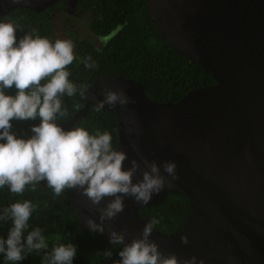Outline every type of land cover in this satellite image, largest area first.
<instances>
[{
    "label": "water",
    "instance_id": "water-1",
    "mask_svg": "<svg viewBox=\"0 0 264 264\" xmlns=\"http://www.w3.org/2000/svg\"><path fill=\"white\" fill-rule=\"evenodd\" d=\"M59 1L70 9L79 2L0 0V16L19 7L41 11ZM147 6L156 30L216 82L176 102L151 99L133 78L105 74L92 83L84 108L62 126L72 128L107 89H124L136 103L102 110L118 114L116 149L127 153L125 167L136 160L139 180L144 160L174 161L179 177H167L148 204L126 196L124 211L95 234L109 238L110 231L126 232L128 243L150 221L140 208L179 193L190 207L183 228L171 233L154 228L150 237L162 253L176 254L181 262L195 256L198 264H264V0H147ZM72 202L80 225L92 232L85 217L99 222L98 209L76 189ZM184 235L188 244L181 243Z\"/></svg>",
    "mask_w": 264,
    "mask_h": 264
},
{
    "label": "clouds",
    "instance_id": "clouds-1",
    "mask_svg": "<svg viewBox=\"0 0 264 264\" xmlns=\"http://www.w3.org/2000/svg\"><path fill=\"white\" fill-rule=\"evenodd\" d=\"M18 29L11 19L0 20V188L8 187L11 193L22 195L29 186L35 191L37 184L46 182L56 196L66 189L79 190L99 211V222L85 217L87 227L94 233H104L105 222L124 211L126 196L148 204L154 194L164 189L167 177L178 179L176 164L144 160L142 178L135 180L141 173L140 164L133 159L130 167H125L127 153L113 147L111 132L93 133L85 127L65 129L59 122L67 115L62 97H72L77 92L83 96L87 91V86L70 80L68 69L77 59L75 44L71 39L52 41L32 33L18 40ZM81 62L87 69L97 67L91 56L81 58ZM13 88L14 95L6 91ZM129 103L136 101L124 89H107L96 111L106 105L125 107ZM37 119L39 123L32 126L30 137L13 131V121ZM35 208L30 199L18 200L0 214V220L12 221L7 238H0V254L6 261L16 264L26 253L48 248L42 229L28 231ZM158 222L156 218L150 220L141 236L128 243L126 232L110 231L109 243L123 245L113 264H198L195 256L181 262L176 254L161 252L157 242L150 239ZM60 239L57 235L56 240ZM180 240L183 244L189 242L186 235ZM76 255L74 243H58L43 256L42 264H73ZM103 255L110 259L113 253L105 250Z\"/></svg>",
    "mask_w": 264,
    "mask_h": 264
},
{
    "label": "trees",
    "instance_id": "trees-1",
    "mask_svg": "<svg viewBox=\"0 0 264 264\" xmlns=\"http://www.w3.org/2000/svg\"><path fill=\"white\" fill-rule=\"evenodd\" d=\"M80 3L96 7L99 16L93 22V30L97 35H107L108 39L101 49H97V53L94 51L96 49L91 47L90 56L97 67L85 68L90 71L89 78H85L83 82L79 80L78 62H73L69 67L68 70L71 69L72 72L70 80L78 86H87L88 91L97 75L113 74L143 83L147 95L155 101L176 102L190 90L216 82L197 62L178 52L156 30L147 0H80ZM26 11H30L32 15L29 16ZM7 18L18 25V40L26 33L51 39V28L44 14L19 7L13 9ZM26 19L31 26L24 24ZM0 20H3L1 16ZM6 91L15 94L14 88ZM87 91L83 96L77 92L75 96L62 97L67 115L60 118L61 125L84 108ZM96 106L97 104H90L88 114L79 117L73 127H85L93 133L96 130H107L111 132L113 147L116 148L119 143L118 114L113 109L97 112ZM38 123L39 119L13 121V131L27 138L33 134L32 126ZM72 193L73 189H66L62 195L56 196L52 189L47 187L46 182L37 184L35 191L29 186L22 195L11 193L8 187L0 188V214L12 203L30 199L36 208L30 217L28 231L39 227L48 239L47 249L26 253L25 258L16 264H42L43 256L50 254L58 243H74L77 246L73 264H113V261L119 259L118 252L123 245H112L109 238H101L80 225L75 214ZM189 212L188 197L179 193H169L164 202L139 209L141 216L149 220L156 218L159 222L154 228L165 233L181 230ZM11 227V219L0 220V238L6 239ZM57 235L61 237L59 241L56 240ZM26 236L27 232L25 239ZM105 250L112 251L110 259L103 255ZM0 264L13 262L6 261L4 255L0 254Z\"/></svg>",
    "mask_w": 264,
    "mask_h": 264
},
{
    "label": "flooded vegetation",
    "instance_id": "flooded-vegetation-1",
    "mask_svg": "<svg viewBox=\"0 0 264 264\" xmlns=\"http://www.w3.org/2000/svg\"><path fill=\"white\" fill-rule=\"evenodd\" d=\"M35 12L38 14H44L45 19L49 23L52 32L50 40L54 41L57 38H67L74 42L75 54L77 56V59L74 60V62L79 63V80L83 82L85 78H89L90 71L86 70L85 66L83 67L81 58L90 56L92 50L91 47H94L96 49L94 51L97 53V49H101L108 39L107 35H97L93 30V22L99 16L96 7H89L85 3H80L79 0L76 7L70 9L66 6L65 2L59 1L48 6L44 10ZM26 13L29 16L32 15L30 11H26ZM24 24L31 26L28 19L24 20ZM83 73L84 76H82ZM101 75H97L96 79Z\"/></svg>",
    "mask_w": 264,
    "mask_h": 264
}]
</instances>
